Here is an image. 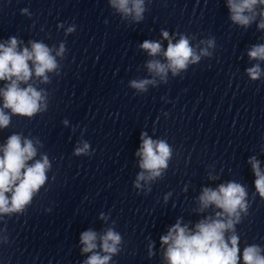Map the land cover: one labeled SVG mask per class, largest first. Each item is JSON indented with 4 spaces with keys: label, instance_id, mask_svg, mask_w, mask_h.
Returning <instances> with one entry per match:
<instances>
[{
    "label": "clouds",
    "instance_id": "9594fccd",
    "mask_svg": "<svg viewBox=\"0 0 264 264\" xmlns=\"http://www.w3.org/2000/svg\"><path fill=\"white\" fill-rule=\"evenodd\" d=\"M111 5L125 16H133L136 21L143 19L145 12L144 0H110ZM257 5L264 6V0H228L233 23L248 26L257 15ZM26 13L27 9H22ZM261 22L258 27L264 29V10L259 12ZM75 31V27H69L67 33ZM164 39L168 40L166 50L163 52L166 63L151 60L147 63L150 73L166 80L168 71L178 75L189 64L199 62L201 56H210L208 48L215 46L214 39L201 41L208 47L196 50L190 45L187 36L181 35L178 42L173 43L167 31L162 32ZM17 39L11 38L7 46L0 44V81H8L4 89H0L3 97V105L0 107V129L7 128L10 124V116L5 113L9 109L13 115L32 118L38 112L44 111L46 94L38 91L31 84L20 87L21 83L27 84L33 76L41 78L47 83L48 72L58 68L56 57L52 49L41 42H32L31 50L25 47L17 51ZM141 48L150 56L161 53V44L154 41H144ZM65 46L61 43L56 56H63ZM248 56L254 60L264 61V45H256L248 52ZM32 62V67L29 66ZM252 80L260 78L259 65L247 69ZM155 79L133 80L130 86L140 92L147 90L149 84H155ZM142 144L137 155L142 157L140 167L145 170L137 176L136 188H140V181L153 180L161 176L162 170L167 168V161L171 156L170 146L163 140H153L146 134L141 136ZM39 143V141H36ZM89 144L83 143V147L75 150V155L87 154ZM0 215L22 213L28 206L34 195L38 192L47 179L46 172L50 169L48 157L29 164L37 155V148L32 139L24 138L20 134H12L6 144L0 149ZM252 169L255 173V188L261 198H264V173L261 172L259 162L253 158ZM10 194V195H9ZM246 191L243 186L236 182L222 184L217 190L205 188L199 197L201 210L215 205L222 211L216 212L215 218L209 217L200 221L195 226V231L190 232L187 226L182 227L177 222L169 229L168 234L162 236L161 243L167 245L165 258L168 264H239L240 249L239 237L235 234L236 225L242 221V213L247 215L248 203ZM101 219H104L103 214ZM226 232H231L227 239ZM6 239V238H5ZM100 248L105 253L100 255L97 249V233L88 230L81 234L80 242L83 245V253H92L84 264H109L112 255L119 252L121 235L113 229H108L100 236ZM258 245L246 246L243 250V264H264V256Z\"/></svg>",
    "mask_w": 264,
    "mask_h": 264
}]
</instances>
